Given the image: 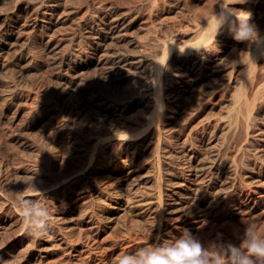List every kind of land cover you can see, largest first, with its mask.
Wrapping results in <instances>:
<instances>
[{"label": "bare ground", "instance_id": "1", "mask_svg": "<svg viewBox=\"0 0 264 264\" xmlns=\"http://www.w3.org/2000/svg\"><path fill=\"white\" fill-rule=\"evenodd\" d=\"M66 1L67 0H16L11 10H0V67L3 65L1 64V59L5 53L17 45L23 39L26 31L32 27L33 30L40 33L39 39L42 40V44L47 48H50L52 51L53 62L56 69L55 72L59 79L61 92H69L73 85L82 78L83 73L92 67H101L106 74L116 76V80L122 82L139 73H145L146 75H144L146 76L147 81L143 78L146 81V83L143 81V84L146 85L143 87L142 95H138L140 94L138 93L137 95L132 96L128 105H126L128 108L135 105H142L147 108L149 115H146L147 118L144 120L145 122L143 121L144 124L140 120L142 126L145 127L144 131L147 130V132L145 131L146 133H143L144 131H140V129L144 127L139 129L137 126L136 128H138V130L132 128L135 129V131L132 129L131 131L130 126L129 132L126 131V133H122L120 131L122 134H117L120 135L119 137L115 135L118 137L117 140L119 139L125 146L124 148L130 150L128 158L122 160L123 162L121 163L118 162L112 166L101 164L96 167L93 166L94 168L88 170L84 168L85 171L81 169L83 172H79V174L73 173L76 171L75 170L71 172L73 174L68 175V177L65 176L66 178L62 177L65 179L60 178L61 180H57V182L55 181L56 183L47 188H40L37 186L40 189H36V187L32 185L35 189H32L31 186H27L31 189L26 188L27 190L24 191L21 188L22 186L19 185L22 190L20 192L16 189L15 190L16 193L18 192L20 195L21 192H24V196L35 199L47 198L45 201L51 197L59 199L61 203L58 204L57 209L54 207L56 209L55 212L50 213V224L46 235L39 239L34 238V242L31 244L28 243L30 241V234L24 224L22 215H18L19 217L17 219L15 218V224H13V221L10 222L9 215V218H7V224L3 225V223V226L0 225V234H3L2 229L4 228L5 230L6 226L10 227V225H17V223L21 224L22 229L18 224L17 227L21 230L13 236L10 235L6 243L3 246L1 245L0 262L7 258L11 259L12 257H17L14 259L15 264H33L35 262H39V264L41 262L44 263L45 259H47L51 252L53 242H59V244L61 243L63 245L67 244L69 241L66 231L67 233L68 231L70 232V230L76 227L75 225H78L79 227L81 226V228H83L90 236L96 238L99 237L103 231L104 225L99 221V217L97 218L98 215L96 216V214L91 212V209H83L86 205L85 201H87L85 199L88 196V187L93 185H89V182L91 180L94 181L97 178V174L94 176L93 173L96 171H100L104 174L103 177H100L103 178V182H99V184L104 183L105 187H100V190L101 194L104 193L105 196L107 195L106 197L109 200L104 205V209L102 210L103 213H101L102 216L107 218L108 221L109 219L113 220L121 215V211L127 209L134 214V216L139 218L143 217V219H147L149 217H155L156 224L155 226L153 225L157 230L155 243L160 240L163 234L171 233L174 228H178L177 225L179 223H194L195 221L201 220L208 213H213L216 205H219L220 201H225L230 193L233 198L232 201L237 202L235 205H241L235 207L238 209L243 205L253 208L255 204L257 205L261 202L264 203V33L260 35V39L255 42L253 47H249V50L244 48L247 52L245 55H243L244 52L242 54L243 56H238L237 58L234 55H231L236 49L232 48L234 51H232L231 54L228 51L231 55L230 57L234 56L236 58L233 59L232 62H226L227 60L220 57L223 59L222 61L219 56L216 57L212 54L208 55L211 50H214L215 46L218 45V42L220 43L221 41L222 43V41L225 40V36L228 33H231L230 27L237 23V18H234L236 16H232L231 12L227 13V11H230L229 9L226 11V9H223L221 6L220 10L217 12L215 9L218 7L216 6L214 10L225 20L221 29H219L218 24H216L218 23L216 14L209 15L208 9V13L204 11L206 12V15L208 14L212 18L209 19L210 21L208 24H205L206 20H204L205 23H199L198 25L192 23L195 27L191 25V29L192 27L194 28V30L192 29L193 34L191 35H194L195 33L198 37L194 36L197 38V40H194L196 41L195 43L192 44V42H190L189 44V42L186 41V44L184 45H189L188 48L179 49L177 45L163 41L160 48L158 47L159 51L157 50L158 52L149 55V53L146 54L143 52V47L140 48L142 40L139 38L141 40L139 41L138 38L132 37V34H134L132 33V30L135 27V15L129 10H122L120 8L109 9L108 7L101 13H92L90 18L86 20V23H92V25L87 28L86 34L84 35L88 41L86 46L74 38H72L68 46H63L62 41L54 43V38L63 29L67 21L73 19L77 12L76 7H73V5L71 6ZM250 2L252 1L250 0ZM225 3L226 1L223 2L226 7ZM147 4L152 6L154 0H148ZM248 5L249 4H247V6ZM148 8H150L149 5ZM152 8L153 7H151L150 10H152ZM230 13L231 16L229 15ZM136 16L138 17V15ZM197 21H200V19L196 20V24L198 23ZM213 23L216 25L214 26ZM252 24L255 25L256 29L258 28L255 23ZM191 29L189 31H192ZM260 29L261 28H259V30ZM134 36L136 37V35ZM228 36L230 37L231 35ZM153 38L152 41H154ZM143 40L145 41V39ZM152 41L150 43H153ZM154 43L157 44V41ZM158 44L160 43L158 42ZM190 45L193 46L190 47ZM142 46H144V44ZM145 46L144 48L147 50ZM176 46L178 49H176ZM183 46L180 48H183ZM149 47L151 48L152 46ZM152 49L154 48L152 47ZM216 49L217 48H215V52L217 51ZM242 49L240 53H242ZM236 53L239 55V52L236 51ZM169 65L176 68L175 71H173L176 73V76L183 81L185 89L184 91L175 94L173 97L171 96L172 98L168 106L164 107L166 102L164 103V99L161 97V91L164 88L163 85L161 86L163 83L161 80L164 74L168 72L167 68H170ZM144 75L143 77H145ZM217 75H220L221 78H223V81L221 80L222 83H218L217 79H219V77H216ZM172 80L174 81V79ZM130 82L132 83L131 80ZM220 90H222V94H220ZM80 92L83 98L81 100L83 102V107H93L94 110L99 113L101 121L119 122L120 116H122V111L124 110V107H126L121 106L123 103H120L121 101L119 102V99L117 100V98L107 97L104 96V94L99 96H94L95 94L90 95V93H88L89 91L87 92L86 90ZM136 92L138 91H135V93ZM219 94L222 103V112L220 115L215 112L217 115V117H215L212 115V112L210 115L208 114L206 117L204 116L202 118V109L205 106V103L212 101ZM129 96H131V94ZM141 96H143L144 99ZM183 100L184 102L188 100L187 102H189V104L192 106L194 105L193 109L189 108L192 110V112L189 111V116L184 117V114L180 115L183 116L182 120L184 121V124H186L184 126L185 128L189 127L196 121V123L189 129L190 133H195L194 136L199 135L200 131H203V134L200 136L201 142L195 145L187 137L189 132H186L188 134L184 131L181 132L179 134L181 141L176 147H164V154L162 157L167 166L165 167V172L162 174V178L161 176L159 178V170L161 167L160 169L158 168V170L155 168L154 165L156 161L154 162L149 159L150 162L148 163L146 162L148 159H145V162H140L137 161L136 158L143 155V153H145V151H147L152 145L156 150V157H159L158 153L160 152L159 147L161 148V143L167 141L171 129L175 128L177 125L174 123L176 122L174 119V121L169 120L165 121V123L164 117H169L168 119H170L172 118V115L175 116L176 114H179L181 107L183 106ZM143 107L140 108L143 109ZM182 108L184 109V107ZM126 116H124V118ZM135 122L136 121H134V123ZM118 124L114 125L112 123L113 126H116V129L118 128L117 126L121 125ZM128 125L129 124H127V126ZM123 128H125V126ZM253 128H256V130H254L258 131L253 137L257 142V151L259 153L257 154L258 158L254 161V167L246 173L245 184L247 185V188L240 186V188L237 189L234 184L230 185V182L228 181L232 174L231 166L234 161L231 162L230 160H221L219 158L221 148L217 137L219 138L221 136L216 137V132L217 130L222 132L223 130H226V132H233L234 135V132L243 130L246 133L247 138H245L247 141V139H249L248 136L251 133L250 131L253 130ZM251 134L253 135V133ZM96 135L97 134L90 135L89 139L93 140V142L94 140L98 141V139H101L103 142L106 139V137L102 139ZM172 135L174 136V133ZM107 140L108 138L106 141ZM107 144H110V142ZM104 148L105 146L103 149ZM91 151L85 152L87 161L94 157L93 152ZM150 152L152 151L150 150ZM179 155L182 157V160L180 159V161L178 160ZM31 168L32 167H30V169ZM81 170L79 169L77 171ZM21 172L25 177H37L36 172L28 169H24ZM12 175L13 174L10 176ZM17 176L15 178L19 179L20 177L18 178ZM36 180L39 181L40 179L38 178ZM36 180H34V183ZM29 182H32V179ZM106 182H108V184ZM21 183H24L22 182V178ZM48 185L49 184L46 186ZM58 185H63V188H57ZM16 186L18 187L17 183ZM16 186L14 188H16ZM24 187H26V185H24L23 188ZM6 190L5 193H8L9 191L7 190L8 192H6ZM17 212L19 213L18 210ZM9 227L7 228L9 229ZM10 262L8 261L6 264H9Z\"/></svg>", "mask_w": 264, "mask_h": 264}, {"label": "rangeland", "instance_id": "2", "mask_svg": "<svg viewBox=\"0 0 264 264\" xmlns=\"http://www.w3.org/2000/svg\"><path fill=\"white\" fill-rule=\"evenodd\" d=\"M147 1L67 0L66 2H68L71 6L73 5V7H76L77 12L73 19L70 21L68 20L67 23L64 25L63 29L55 36L54 43L62 41L63 46H68L72 38H74L75 40L80 41L81 44L86 46L88 44V41L86 40L84 35L86 34L87 28L92 25V23L90 22L86 23V20L90 18L92 13H101L109 7V9L120 8L122 10H129L133 15H135V27L132 30V33H134L132 34V37L138 38L139 41H143H141L142 44L140 43V48L143 47L144 51L142 49L141 50L144 53H149L150 55L158 52V49L160 48L163 41L171 42L177 45L179 49H185L189 46L184 45L186 44V41L189 42V44L190 42H192L193 44L196 42L194 40H197L198 38L195 33L194 35H191L193 34V27H195V25H198L199 23H205L204 20H206L205 24H208V22L210 21L209 19L211 18L209 15L216 14L215 12H218L220 10L222 3V0H154V6H151L150 4H147ZM225 1L226 7H228V9L230 10L227 11L228 9H226L227 13L231 12L232 16H235L234 12L240 11L239 16L244 17V19L247 18L245 14L250 13L251 22L249 21V23H255L257 25L259 36L264 33V0H251L252 2H250V0H228L229 2L227 0H223V2ZM15 2L16 0H0V10H11ZM254 3L258 5H255ZM247 4L249 5L247 6ZM148 5L150 8L153 7L152 10L148 8ZM216 6L219 9H215ZM208 9L212 11H209ZM207 10L209 13L207 12ZM204 11H206L209 15H206V12ZM231 13L229 14L230 16ZM136 15H138V17ZM198 19H200V21H197L198 23L196 24V20ZM192 23L195 25H193ZM216 24H214V26ZM191 25L193 26V30L191 29ZM258 25H260L261 27ZM259 28L261 29L259 30ZM190 29L192 31H189ZM39 34L40 33L36 30H33L32 27L29 28V30L26 31V34L24 35L23 39L12 49H10L7 53H5V55L1 59V64L4 65H2L3 67H0L1 226L7 224V218H9V215L10 222L13 221V224L16 223V219L19 217L18 215H21L22 213L21 202L25 199L39 200L42 205L49 210L50 213L55 212L58 204L61 203L59 199L51 197L48 198L47 201H45V199L47 198L35 199L24 196V192H21L20 195V193L18 192H20L22 189L24 191L27 190L26 188L31 189L29 187H32V185L35 186L36 189L47 188L56 183L57 180L59 181L61 179H65L70 174H79V172L81 173L85 171V169H92L101 164L105 166H112L118 162H123L122 160H125V158H128V155H130V150L124 148L125 146L122 144V142L119 139L117 140V138L120 136L117 134L126 133V131L129 132L132 128L138 130V128L140 129L144 127L141 123L149 115V111L147 110V108L143 107L142 105H135L131 108L127 107L129 100L132 98V96L137 95L138 93H140L138 95H142L143 87L146 85L143 84V81L144 83H146L147 81L145 73H139L135 76L128 78V80L122 82L117 81L116 76L106 74L105 71L101 69V67H92L91 69L83 73L82 78H80L75 83V85H73L74 88L72 87L71 90L67 93L61 92V87L59 86V79L55 72L56 69L53 62L52 51L50 50V48H47L42 44V40L39 39ZM134 35H136V37ZM228 35L231 36L229 37ZM194 36H196L197 38ZM152 38L154 41H152ZM143 39H145V41ZM151 41L153 43H150ZM156 41L157 44L154 43ZM236 41L237 40L233 38V34L228 33L225 36V40L222 41V43L221 41L220 43L218 42V45L215 46V48H217V51L215 52L214 48V50L212 49L208 55L212 54L216 57L219 56V58L222 57L224 60H227L226 62H232L233 59H236L235 57L238 58V56L241 57L245 55L247 53L246 50H249L251 46L253 47L256 42L255 41L249 43L246 41L243 44V42L241 41H237L238 43ZM158 42L160 44H158ZM143 44L144 46L147 44L145 46L147 50H145L144 46H142ZM155 45L157 48L155 47ZM149 46H152L154 49H152V47L150 48ZM177 46L176 49H178ZM182 46L183 48H180ZM191 46L193 45H190V47ZM232 48L236 50L234 51V49ZM242 48H245L246 50H243ZM241 49L242 53H240ZM228 51L230 54L232 53V51H234V54L232 53L231 55H234L235 57H230L231 55L228 53ZM236 51L239 52V55L236 53ZM227 57L231 58L232 60ZM222 58H220V60L223 61ZM171 66L172 65H169L170 68H167L169 73L167 72L166 74H164V76L167 77L163 76L161 80V82H163L161 86L163 85L164 87H162L163 89L161 91V97L164 99V103L166 102L167 104H165L164 107L168 106L171 98L175 94L180 93L185 89L183 81H181V79H179L176 76V73L174 72L176 68L173 66L171 68ZM143 75L145 77H143ZM216 77H219V79H217L218 83H220L221 80L223 81V78H221L220 75H217ZM172 79H174V81ZM130 80L132 81V83L130 82ZM181 83L183 86L181 85ZM82 90H86L87 92L89 91L88 93H90V95L95 94L94 96L104 94V96L117 98V100L119 99L118 101H121L120 103H123L121 104V106H126L122 111V116H120L119 122L114 123L113 121H101L99 113L94 110L93 107H83V102L81 101L83 98L80 92ZM135 91L138 92L135 93ZM219 92L220 94H222V90H220ZM78 93L80 96L78 95ZM130 94L131 96H129ZM220 94L216 96L212 101L205 103V106L202 109V118L204 116L206 117L208 114L210 115L212 112V115L215 117H217L216 114L220 115V113L222 112ZM141 97L144 99L143 96ZM187 101H182V107H184V109L181 107V111L179 114H176L175 116L172 115V118L170 119H168L169 117H164V122L169 120H175L176 122L174 123H176L177 125L175 126V128L171 129L172 132L170 131L169 136L167 137V141L161 143V148L159 147L160 152L158 153L160 159L159 157H156V150L155 148H153V145L147 149L148 152L145 151L143 155L136 158L137 161L140 162H145V159H150L154 162L156 161L154 165L155 168L158 170V168L160 169L161 167V169L159 170V178L160 176L162 178V174L165 172V167L167 166L164 162V158L162 157L164 154V147H176L177 144H179V142L181 141V139L179 138V134L181 132H189V134L186 133L188 134L187 137L195 145L201 142L200 136L203 134V131H200L199 135L194 136L195 133H190L189 129L196 123V121L192 123L189 127L185 128L184 126L186 124H184V121L182 120L183 116H189L190 112H192V110L190 109H193L194 107V105L192 106ZM183 102L186 104H184ZM140 107H143V109H141ZM209 109L211 112L209 111ZM219 110L221 111L218 112ZM123 115H127L128 119L127 116L124 118ZM134 121L136 122L134 123ZM112 123L114 125L118 123V125L121 124V127L117 126L120 129H116V126H113ZM180 123L182 126L180 125ZM127 124L129 125L127 126ZM122 125H124L125 128L128 127L126 128L127 130L123 128L124 126ZM136 126L138 128H136ZM135 129L132 130L135 131ZM144 129L145 127L140 129V131H144ZM254 129L256 130V128H253V130L250 131L251 133H253V135L250 133L248 136L249 139H247V141L246 133L243 130H238L234 132V135L233 132H226V130H223V132L217 130L216 132V137L221 136L219 138L217 137L221 148L219 158L221 160L226 159L230 160L231 162L234 161V163L232 162L231 166L233 175L231 174V177L228 179V181L230 182V185L234 184L237 189L240 188V186H244L247 188V185L245 184L246 173L254 167V161L258 158L257 154L259 153L257 151V142L253 139L254 135H256L258 131H255ZM120 131L122 133H120ZM145 131L147 132V130ZM145 131L143 133H146ZM173 133L174 136L172 135ZM89 134H97L96 136H98L99 138L103 139L106 137V139L108 138V140L106 141L105 139L102 142L101 139H98V141L94 140L93 142V140L89 139ZM115 135H117L118 137ZM191 136H194V139ZM111 140L114 141L112 142ZM108 141L110 142V144H107L109 143ZM104 146L105 148L103 149ZM89 149H91L92 151ZM93 149L95 152L93 151ZM149 149L152 152H150ZM88 150L93 152L94 157L92 156L93 158L87 161L85 152H89ZM94 153H98L99 155L97 154L96 156V154ZM150 153L153 157L150 155ZM154 156L156 159L154 158ZM180 159L182 160L181 155L178 156L179 161ZM148 160L146 162L149 163L150 160ZM30 167L32 168L30 169ZM34 167L37 169H35ZM24 169L36 172L37 177H25L21 174V171ZM79 169H82L83 171H77ZM37 170L39 173L37 172ZM93 173L94 176L96 174L98 175H96V177L99 180L96 178V181L91 180L89 182V185H93L91 187H88V196L85 199L87 201L84 200L86 205L85 207H83V209L89 208V210L91 209V212L93 214H96V216L98 215L97 218L99 217V221L101 222V224L104 225L103 231L101 232L99 237L96 238L90 236L83 228H81V226L79 227L78 225H75V229H72L73 232L72 230H70V232L68 231V234L66 231L69 244L67 243L65 244L67 246H65L61 243L59 244V242H53V250L51 249V252L48 255L47 259H45L44 263L41 262L40 264H115L117 257L134 252L139 247L150 246L151 244L155 243V236L157 232L156 228H154L156 224L155 217H149L147 219H143V217L139 218L134 216V214H132L127 209L121 211V215H119L113 220L109 219L108 221L107 218H104L102 216L101 213H103L102 210L104 209V205L109 201L106 197L107 195L105 196L104 193L101 194L100 190V187H105L104 183L99 184V182H103V178L100 177H103L104 174L100 171H96ZM11 174L13 175L10 176ZM15 175H18L17 177L20 178H15ZM21 178L22 182H24L23 184L21 183ZM38 178L40 179L39 181L36 180ZM31 179L32 182H29ZM34 180H36L37 182L35 181L34 183ZM16 183L18 184V187L16 186ZM106 183L108 184V182ZM47 184L49 185L46 186ZM13 185L14 187L16 186V188L13 187V189ZM19 185H21L22 187ZM24 185H26V187H24L25 189L23 188ZM37 186L40 188H38ZM57 188L61 189L63 188V185H58ZM15 189L18 191L17 193ZM32 189L35 188L32 187ZM5 190L8 193H5ZM41 199H43L44 202ZM232 199L233 198L230 193L225 201H220L219 205H216L213 213H208L201 220L195 221L194 223H179L177 225L178 228H174L171 233L163 234L158 242H170L172 240H175L185 229L191 230L205 244H207L211 240H216L218 238H222L225 241H232L233 243H239L243 237L245 229L248 227L254 229L258 235L264 236V203L261 202L257 205L255 204L253 208L243 205L241 208L238 209L235 207L241 205H235L237 202L232 201ZM17 210L19 211V213L17 212ZM18 224L19 223H17V225ZM17 225H10V227L6 226V231L4 230V228L2 229L3 234H0V247H2L6 243L10 235L13 236L22 229L21 224L18 225L21 228L20 230ZM7 227H9V229ZM15 227L18 229H16ZM80 228L83 230H81ZM29 239L31 242L29 241ZM29 239V242L27 241L28 243L31 244L34 242V237L32 235H29ZM12 258H7L8 260H2L0 264H6L8 263V261L10 262V260L11 262L13 260V262H10L9 264H15L14 259H16L17 257ZM33 264H39V262H35Z\"/></svg>", "mask_w": 264, "mask_h": 264}, {"label": "clouds", "instance_id": "3", "mask_svg": "<svg viewBox=\"0 0 264 264\" xmlns=\"http://www.w3.org/2000/svg\"><path fill=\"white\" fill-rule=\"evenodd\" d=\"M223 9V0L221 4ZM235 11L237 23L230 27L233 38L249 43L260 39L259 32L250 24L251 14L246 19ZM218 27L224 25V18L216 12ZM22 219L34 238L46 235L50 224V212L39 200L26 199L21 202ZM115 264H264V236L248 227L239 243L222 238L205 244L191 230L185 229L175 240L153 243L137 248L134 252L116 258Z\"/></svg>", "mask_w": 264, "mask_h": 264}]
</instances>
